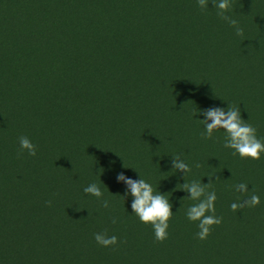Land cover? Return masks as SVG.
I'll use <instances>...</instances> for the list:
<instances>
[{"label":"trees","instance_id":"1","mask_svg":"<svg viewBox=\"0 0 264 264\" xmlns=\"http://www.w3.org/2000/svg\"><path fill=\"white\" fill-rule=\"evenodd\" d=\"M195 2L0 0V264H264V222L233 245L215 238L224 231L218 226L197 238L198 222L186 216L190 193L173 170L172 157L183 152L195 163L204 153V110L236 107L252 94L264 47L262 26L232 44L207 46L193 34L208 22L206 14L189 18ZM145 28L157 33H141ZM215 75L223 81L211 84L206 102ZM168 131L179 150H165ZM21 136L36 156L18 155ZM121 172L142 177L172 203L163 243L134 214L116 178ZM91 183L101 199L84 192ZM241 200L217 195L219 226L236 228L234 219L240 231L253 225L241 215L245 208L222 206ZM95 233L115 235L118 244L105 248Z\"/></svg>","mask_w":264,"mask_h":264},{"label":"rangeland","instance_id":"2","mask_svg":"<svg viewBox=\"0 0 264 264\" xmlns=\"http://www.w3.org/2000/svg\"><path fill=\"white\" fill-rule=\"evenodd\" d=\"M211 2H209V8L207 10H201L198 5V0H196V6L192 7V9L189 10V18L195 21H200L201 19H203L205 14L208 16V22L202 23L200 25H195L193 27L194 36L197 39L203 38L205 41H207L203 42L207 46L223 45L226 42L227 44L234 43L233 38L237 37V35L235 34V30L227 22L220 19V17L217 15L215 5H211ZM231 4L232 9L228 14L231 15L233 19H236L239 22L240 27L244 29V34L245 30L248 27H264V0H231ZM155 23L158 26H163L162 23ZM145 30L147 31L148 29L145 28ZM141 33L150 36L151 34L157 32L147 31ZM80 37H82V35H77V38ZM97 39L99 41H109L110 36L100 35V37H98ZM260 42L261 44H259V46L264 43V33L263 36H260ZM255 47H258V45L256 44ZM7 53L8 55H12L14 53V50L10 49ZM16 53L19 52L16 51ZM255 62L261 63V66L256 67V70L252 72L258 74L257 81H251L253 85L252 94H250L247 98L245 97L242 102H239L237 104L236 107H239L242 119L252 124L257 129L258 138L264 141V47H259V51H257L256 53ZM250 66L255 67L253 65ZM216 75L215 77H211V79L208 80V88L206 90L205 98L206 102H209L212 97L210 95L212 93L211 84H221L223 81L221 75ZM52 87L61 89V85L59 84H53ZM243 103L250 106L244 107L242 106ZM212 107H220L225 111L228 110L227 106L224 105H214ZM205 119L206 117L204 116L203 120ZM161 126V124H156L157 128H160ZM200 127H205L203 122L200 123ZM225 135V131L221 129L220 131L214 132L212 139H205L206 142H202L204 153L200 154L199 159H197L195 163L190 160V157L187 154H184L182 152L181 156L182 160L192 168V171L188 173L186 177L188 182H191L193 180L200 181L202 178L204 184L213 182L211 189L215 191V193L219 196L230 194L235 198L243 196L244 199H246L249 198L251 194H253L254 189V194L260 197V204L258 206L254 208L245 207V210L241 213L244 218H254L252 226H243L244 230L240 231L238 228L239 225L234 219L231 222H233L237 226L236 228H234L233 226L230 227V225H227V227L226 225H218V228L224 229V231L219 232L217 230L215 232L212 229L214 231L216 239L226 240L229 245H233L240 238H249L254 233L257 226L264 222V154H262L261 159L258 161L250 159L242 160L238 155L233 156V150L224 147ZM176 143L177 141L174 138L173 134L169 131L166 132L165 150H170V147H176L173 151L179 150V146L177 147ZM197 163H200L201 167L197 168L195 166ZM166 171L170 176V161L166 166ZM209 176L213 177L209 178ZM182 179L186 182L184 172H182ZM239 183L248 184L247 193L237 192L235 190L234 186ZM192 202V200L188 199L187 206L189 207L190 205H192ZM232 203L233 202H230L229 204H225L222 206H227L229 211H232ZM246 211L247 213H244ZM236 212H239V210H237ZM196 225H198V223ZM227 230H231L232 233H222L226 232Z\"/></svg>","mask_w":264,"mask_h":264},{"label":"clouds","instance_id":"3","mask_svg":"<svg viewBox=\"0 0 264 264\" xmlns=\"http://www.w3.org/2000/svg\"><path fill=\"white\" fill-rule=\"evenodd\" d=\"M217 10V15L221 20L227 22L234 30L237 36L243 37L244 29L240 27L239 22L233 19L228 13L232 9L231 0H212ZM198 5L201 10H207L209 7V0H198ZM205 120H200L205 125V131L201 133L203 139H212L216 131L223 129L226 133L224 147L232 149V155H238L242 160L258 161L264 154V141L257 136V129L250 123L246 122L241 117L239 107L229 105L227 111L220 107H212L203 111ZM21 151L18 155H23L26 151L30 156H36V146L26 136L19 138ZM173 170L185 173L186 183L179 185L181 190L190 193L188 198L195 201L187 209V219L192 222H198L199 231L196 236L199 240H206L214 226L222 223V217L216 216L215 202L217 195L215 191H208L213 182L204 184L203 182L193 180L190 183L187 181V174L192 171V168L184 162L179 155L172 157ZM125 166V165H124ZM197 168L201 167L200 163L195 165ZM126 167V166H125ZM127 168V167H126ZM141 176V175H140ZM213 176H209L211 178ZM117 181L124 183L127 186V193L132 197V210L139 220L151 225L154 230L155 240L163 243L169 237L168 229L170 220L173 218L172 203L165 194L156 192L152 184L141 177L136 180L127 177L123 172L117 174ZM237 192H248V184L239 183L234 186ZM84 192L95 196L97 199L103 197V192L99 185L91 183L84 188ZM184 198V199H185ZM51 206V201L48 202ZM260 204V197L256 194L250 195L249 198L231 204V210L236 212L245 207L254 208ZM102 206L109 207L108 200H102ZM113 218L112 223H116ZM94 239L96 242L105 247L110 248L118 244L117 236H107L106 233H95Z\"/></svg>","mask_w":264,"mask_h":264}]
</instances>
